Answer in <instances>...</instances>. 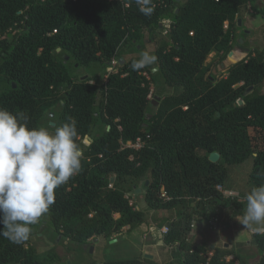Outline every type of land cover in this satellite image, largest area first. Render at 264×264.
I'll return each mask as SVG.
<instances>
[{
  "label": "trees",
  "instance_id": "1",
  "mask_svg": "<svg viewBox=\"0 0 264 264\" xmlns=\"http://www.w3.org/2000/svg\"><path fill=\"white\" fill-rule=\"evenodd\" d=\"M251 2L153 0L146 17L134 0H0V107L24 113L29 127H44L51 109L65 112L84 146L81 171L55 190L30 239L15 245L0 237V264L58 263L52 251L36 254L48 244L34 239L40 227L52 229L50 243L71 242L77 253L89 241L141 226L145 211L126 197L141 184L148 211L157 214L153 224L169 227L163 242L172 260L98 264H264V230L250 236L256 249L250 263L230 246L190 241L194 222L244 207L218 187L244 198L264 184V28L262 45L241 60L224 65L230 44L220 61L206 64L238 36ZM146 46L157 62L132 71ZM113 59L115 71L108 72ZM81 67L86 77L78 79ZM151 86L176 93L155 107ZM137 139L140 149L121 147ZM85 263L80 255L75 264Z\"/></svg>",
  "mask_w": 264,
  "mask_h": 264
},
{
  "label": "clouds",
  "instance_id": "2",
  "mask_svg": "<svg viewBox=\"0 0 264 264\" xmlns=\"http://www.w3.org/2000/svg\"><path fill=\"white\" fill-rule=\"evenodd\" d=\"M146 17L154 12L153 0H134ZM157 62L155 54L141 51L131 63L132 71ZM22 112L13 114L0 107V237L15 245L30 239L38 223L55 202V190L82 169L83 149L76 142L74 120L54 131L29 127ZM246 206L239 222L260 233L264 228V184L245 194Z\"/></svg>",
  "mask_w": 264,
  "mask_h": 264
},
{
  "label": "rangeland",
  "instance_id": "3",
  "mask_svg": "<svg viewBox=\"0 0 264 264\" xmlns=\"http://www.w3.org/2000/svg\"><path fill=\"white\" fill-rule=\"evenodd\" d=\"M164 27H167L168 24H163ZM113 29V26L109 27V31ZM165 35V33H164ZM240 35H238L234 40L227 41L225 44H220L218 47V53H211L207 60L206 64L207 65H212L217 63L218 61L221 60V56H223L226 53L227 46L230 44L233 47V50L228 54L226 59L224 60V65L227 67L242 58L245 57L246 51H244L243 48V40H240L239 38ZM256 43H259V39L257 40ZM255 46H258L257 44L250 47L252 50ZM247 48V47H246ZM245 48V49H246ZM249 48V46H248ZM149 51L152 53L151 47L146 46L144 47L143 51ZM59 51V50H58ZM226 75V70L220 71L217 73L216 77ZM144 76L148 77L146 74ZM86 77V73L84 69L81 67L78 70V79H82ZM176 93V90L174 88H165L162 89V92L159 93L153 86H151V93L149 96V100L154 104L156 107L158 105V102L163 98L164 96H168L171 94ZM155 96L159 98V100L155 99ZM43 119V124L44 127H46L49 131H54L57 126H60L62 122H64L67 119V115L65 112H60L58 109H51L50 111L46 112L44 115ZM83 143V140L81 141ZM84 146L82 145V149ZM219 160V159H218ZM217 160V161H218ZM138 190H141L140 193H131L130 196H127L129 202L134 205L135 209L145 211V217H144V224L147 226L148 223H153L156 218L157 214L154 211H148V209L143 207V199L142 196L145 193L144 186L141 184L138 187ZM222 192V191H221ZM223 191V195L225 197H228L227 193ZM232 195L229 197H235L238 200V204H246V201L244 200L243 197H238L236 193L231 192ZM245 208V207H244ZM241 211H243V207L241 208ZM242 213V212H241ZM243 214V213H242ZM242 214L238 212L237 210H225L222 215L218 217V223L215 228L211 229L209 226V218H205L201 223H200V228L202 229V239L203 241L206 242V244L209 247H221V246H230L231 248L237 249V252L241 255L242 259L244 262L249 263L250 260L252 259V256L255 255L256 249L250 248L247 246L243 247H235L234 245L236 242L234 241V238L231 236V228L238 226L239 219L242 217ZM116 218H119V215H115ZM41 220V219H40ZM38 221V225L42 223L41 221ZM240 225V223H239ZM44 226V225H43ZM164 226H166L164 224ZM231 226V227H230ZM224 229V230H223ZM51 231L52 229H47V226L40 227L35 234L34 239L36 242H42L44 240L47 241L46 246H41L38 247L36 250V254L38 255H44L49 251L54 252L58 258L59 262L57 264H75L78 261V256L83 255V257L86 259L85 264H97L102 262L103 260H110V259H125V258H133L135 257V248L132 247L130 244V240L126 241L123 240L121 241V238L126 235L124 232L125 230L121 231V236L117 237V241L115 243H107L106 240H104L103 243H100V245L95 246L93 241H89V243L82 248L79 252L76 253L75 249L77 248L73 243L71 242H62L60 243L57 241V243H50L49 237L51 236ZM142 235V234H140ZM126 237V236H125ZM191 237H193L191 235ZM194 238V237H193ZM137 244L141 242L143 247L141 248L144 252L148 254H155V250L153 249V241L150 235L146 234L145 236H141L140 240L135 241ZM69 247L70 250H67L66 248ZM99 249L101 250V255L99 253ZM159 259L160 261H166L167 258H172L173 257V252L171 249L165 250V251H158ZM230 258V257H229Z\"/></svg>",
  "mask_w": 264,
  "mask_h": 264
},
{
  "label": "crops",
  "instance_id": "4",
  "mask_svg": "<svg viewBox=\"0 0 264 264\" xmlns=\"http://www.w3.org/2000/svg\"><path fill=\"white\" fill-rule=\"evenodd\" d=\"M239 26H242V29H240L237 32V35H240L244 40L247 39V43H246V45H244L247 48L244 49V51L251 49L250 47H252L256 44L258 46L262 45L261 30L264 28V0H252L251 5H249L248 12L245 15H243L242 21L240 20ZM243 39H240V40H243ZM258 39H259V43L255 44V42H257ZM248 46H249V48H248ZM143 203H144L143 207L145 208L146 204L144 201H143ZM245 206H246V204L244 205V207ZM244 207H243V209H244ZM241 212L243 213V211L240 210V214H242ZM201 222L198 221V222L193 223V226H192L193 230H192L191 235L194 238L190 237L191 242H203L202 229L200 228ZM239 223H238L237 228L236 227L231 228V236L234 238V241L236 242V244L234 246L237 248H239V247L241 248L243 246L254 248L253 246L250 245L249 241H250L251 234L257 233V232L254 229L244 228V226L241 223L239 225ZM162 227H164V226H162ZM161 228H158L153 223H148L147 226L145 224H142L141 226H138L135 228H130L129 226H125V227H123L122 230H125L124 232L126 233V235H125L126 237L125 236L122 237L121 241H123V240L129 241L130 240V244L132 245V247H134L136 249L135 250V254H136L135 256H143V257H147L149 259H153L156 257L157 260L160 261L158 251H165V250L171 249L170 247L164 245L163 237L160 236V234L158 233V231ZM263 230H264V228H262L261 232H263ZM121 234L122 233L120 232L119 234L113 235L110 239L107 240V243L108 242L111 244L115 243L117 241V237H120ZM140 234H142V235H140ZM146 234L150 235V237L152 238V241H153L152 246H153V249L155 250L154 252L156 255L148 254V253L144 252L141 249L143 247L141 242L139 244H137L135 242L138 239L140 240V237L145 236ZM93 243L98 248L100 243H103V241L98 239L97 243H95L94 241H93ZM227 247H229V246H227ZM162 248H164V250H161ZM99 253L101 255L100 249H99ZM101 257H102V255H101ZM169 259L172 260V258H169ZM168 261H166V263H168ZM251 261H252V259L250 260V262Z\"/></svg>",
  "mask_w": 264,
  "mask_h": 264
},
{
  "label": "built area",
  "instance_id": "5",
  "mask_svg": "<svg viewBox=\"0 0 264 264\" xmlns=\"http://www.w3.org/2000/svg\"><path fill=\"white\" fill-rule=\"evenodd\" d=\"M54 32H55V31H54ZM116 64H117V61L113 59V60L111 61V67L108 69V72H113V71H115V66H116ZM143 145H144V143H143L140 139H137L135 142L121 143V147H122V148H133V149H137V150L140 149L141 147H143ZM218 189H219L220 191H222L220 187H218ZM224 192L227 193V195H229V196L232 195V193L229 192V191H224ZM222 193H223V191H222ZM225 193H224V194H225ZM127 195L130 196L131 193H128ZM236 195H237V194H236ZM160 196H161V198H167V197H166V193H165L164 190L161 191ZM229 196H228V197H229ZM237 196H238V195H237ZM126 197H127V196H126ZM130 204H131V203H130ZM208 223H209L210 228L213 229V228L216 227V225H217V223H218V218H217V217H210ZM168 232H169V227H168V226H164V227H162V228L158 231V233H159L160 236H162V237L166 236V235L168 234Z\"/></svg>",
  "mask_w": 264,
  "mask_h": 264
},
{
  "label": "water",
  "instance_id": "6",
  "mask_svg": "<svg viewBox=\"0 0 264 264\" xmlns=\"http://www.w3.org/2000/svg\"><path fill=\"white\" fill-rule=\"evenodd\" d=\"M238 23H239V25H240V20L238 21ZM153 71H155V70H153ZM156 99H157V97H156ZM208 159H209L211 162H217V160L219 159V155H218L217 153H211V154L209 155ZM140 191H141V190H137L136 192H137V193H140ZM93 241H94L95 243H97L98 239H94ZM55 264H57V263H55Z\"/></svg>",
  "mask_w": 264,
  "mask_h": 264
},
{
  "label": "flooded vegetation",
  "instance_id": "7",
  "mask_svg": "<svg viewBox=\"0 0 264 264\" xmlns=\"http://www.w3.org/2000/svg\"><path fill=\"white\" fill-rule=\"evenodd\" d=\"M155 99H156V96H155ZM157 100H159V98L157 97ZM153 104V103H152ZM154 105V104H153Z\"/></svg>",
  "mask_w": 264,
  "mask_h": 264
}]
</instances>
